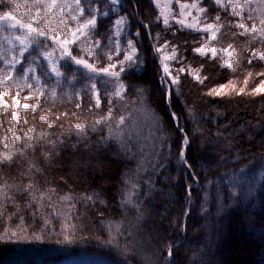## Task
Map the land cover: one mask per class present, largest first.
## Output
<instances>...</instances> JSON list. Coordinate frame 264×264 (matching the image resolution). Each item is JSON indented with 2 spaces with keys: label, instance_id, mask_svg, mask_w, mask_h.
Here are the masks:
<instances>
[{
  "label": "trees",
  "instance_id": "16d2710c",
  "mask_svg": "<svg viewBox=\"0 0 264 264\" xmlns=\"http://www.w3.org/2000/svg\"><path fill=\"white\" fill-rule=\"evenodd\" d=\"M108 1L81 0L80 6L86 16ZM123 2L129 22L141 26V47L148 56L143 65L138 62L122 74L128 87L125 100L113 99L111 123L116 131V121L123 116V132L139 133L136 146L130 153L123 151L114 138L108 139L107 125H95L109 108L105 89L111 85L104 78L95 80L101 95L97 109L91 93H85L92 81L84 75H73L74 83H69L68 76L61 81L45 77L46 69L39 63L38 75L48 86L44 102L35 113L25 112L27 123L17 126L32 139L22 135L7 147L0 144V155L14 154L11 162L0 163V185L6 181L22 186L31 180L37 202H31L27 194L10 193L16 204L8 203L0 217V264H264V93L252 91L264 81V75H258L264 73V60L253 55L264 53V36L259 30L241 35L234 13L209 0L202 2L207 21L220 18L214 45H231L235 52L233 69H229L218 57L194 54L193 49L201 45L199 34L152 26L156 18L149 0ZM58 3L75 7L73 0ZM2 4L0 8L13 11L24 22H28L25 13L36 15L32 0H16V4L4 0ZM53 11L56 20L50 27L60 20ZM241 13L245 21L264 19V0L247 2ZM107 19L100 20L93 36L103 42L97 59L102 64L108 63L107 55L113 52L104 38ZM15 32L0 27L2 71L10 67L4 60L18 53L9 41ZM157 41L174 46L180 63L203 79L201 83L186 71L177 72L180 82L170 86L174 89L170 111L183 133L166 101L169 88L161 83ZM75 45L79 52L85 47L80 41ZM32 56L39 57L35 49L25 54L23 67ZM222 85L226 94L208 95ZM241 88L244 92L238 94ZM39 115L54 126L49 128ZM4 120L1 126L8 128L7 116ZM77 123L87 126L86 134H77ZM94 126L102 130L92 131ZM185 134L190 141L186 163L179 155ZM29 144L32 147H26ZM138 167L143 170L137 172ZM65 196L70 199H61ZM129 199L131 203L126 204ZM30 202L32 207H26ZM45 219L51 223L45 225ZM222 229L224 234L212 238ZM13 231L17 236H10Z\"/></svg>",
  "mask_w": 264,
  "mask_h": 264
},
{
  "label": "snow or ice",
  "instance_id": "6c2138e0",
  "mask_svg": "<svg viewBox=\"0 0 264 264\" xmlns=\"http://www.w3.org/2000/svg\"><path fill=\"white\" fill-rule=\"evenodd\" d=\"M3 2L4 0H0V3ZM8 2L11 4H16V0H8ZM169 2H171V0H169ZM175 2L179 3V0H175ZM231 2L232 0H229V3ZM25 3H27V0H25ZM110 3L113 5H119L120 0H110ZM152 3L160 9L159 16L157 17V19L159 20L162 17L163 24L167 26L169 24V18L168 15L165 14L164 9L160 7V0H152ZM215 3L217 5H222L224 3V0H215ZM73 4L75 5V7H72L71 5H61L58 3V0H32V5L36 9V15L32 16L28 13H25V15L28 16V22H24L18 19L16 15H14L13 11H3V14H0V27L6 26L11 29H19L21 32L20 35H17L15 37V40L19 44V56H13L10 60L5 59L4 63L6 65H10V67H8L6 71L0 70L2 71V74H0V86L4 87V91L0 92V112H4L5 110L9 109V105L3 100V97L10 93L12 85H15L20 90L27 89L28 95L24 97L25 99H31L34 95L37 99V103L32 105H21L16 102V108H23L25 110L31 109L33 113L36 112L39 106V97L44 95V90L46 87V85L41 80V77L35 74L37 71L35 63L38 57L32 56L30 58L28 66L23 67L25 54L35 49L38 52L39 57H42L47 64V71L44 73L45 77L51 75L54 76L57 81L64 79V72H62L61 69L62 67H66L67 64L62 65V61H70L71 64L76 67V69H82L85 78L89 81H92L90 87L85 89V93H91L92 99L95 101L94 107L97 109L101 107V95L97 87V83L95 82L96 78L102 77L104 78L103 82L106 85H111L110 89H105L109 97L107 100V104L109 105L108 111L105 115L100 116L95 120V125H107L109 130L108 139L114 138L120 144V147L123 151L130 153L132 151V148L136 146V136H138L139 133L133 135L131 133L125 134L123 132V130L121 129V126L125 124V118L123 116H120L119 119L116 121V131H114L113 125L111 123L114 119L113 108L111 107L113 105V99H118L120 101L125 100V93L128 87L122 80V74L127 71L125 65L131 67L139 61V56L137 54L138 49L136 48L135 43L132 39L127 40L126 47H121L120 45L119 37L124 31V28L127 26V17L120 16L113 22V36L109 37V44H115V51L107 55V59L109 61L107 65H105L104 67H97L96 62L90 63L89 60L85 59L84 56H78L74 54L72 45L77 44V42L80 41L81 43L85 44V47L82 48V51L85 52L89 58L94 56V47L98 48L101 44L100 40H94L93 45L92 36V33H94L98 27L100 14L97 13H99V10L94 9V14L85 17V9L80 6L81 0H73ZM180 7L181 9H183L185 6L181 4ZM66 8L67 12L65 11ZM53 10L58 12L60 15V20L57 23L56 27H50V23L55 22L56 20V16ZM200 11L203 12L204 9H201ZM102 15L107 17L108 12H103ZM235 15L239 16L240 13L237 12L235 13ZM219 19V16H217L216 20L218 21ZM70 21L74 22L75 26H73V23H70ZM177 23L184 24V21L177 20ZM185 26L192 28L193 30L209 33V40L216 39L217 32L219 31V28L212 23L204 24L199 28H197L196 24H189ZM236 26L243 30L241 35L249 31L253 33L257 32V26L255 24H253L251 29H249L244 23H238ZM145 27H147V25H145ZM259 32L262 36H264V21H262L261 23ZM136 35H139V32H137ZM113 37H115V39H113ZM81 38H83V40ZM48 42H51V47L49 46ZM164 47H167V42H165V45L161 48H157L156 51L161 52L162 48ZM229 48H231V45H229ZM193 52L198 53L201 56H205L208 55V53H211V56L213 58H215V56L217 55V49L215 47L207 48L202 46L193 49ZM223 52L226 56L230 55L228 49H223ZM122 53V58L114 59V57H120ZM253 55L257 54L254 52ZM258 55L260 60H264V53H259ZM176 59L177 56L175 47H173L172 54L170 56L163 55L161 57L163 74L161 77V83L165 86H167L169 83L171 85H178L180 82L179 74L173 76L172 71L170 70V64L168 63L169 61H174ZM248 62L250 64L252 63L251 60H249ZM222 66L227 67L229 69H233V63L230 62L228 59H225L223 61ZM183 71V68L179 69L180 73H182ZM258 75H264V73H259ZM193 76L195 79L203 83V79H201L198 75L193 73ZM249 76H251V73H249ZM204 79H206V77ZM31 81H34L35 84H33ZM74 82V80L69 81V83ZM245 83H247V81H245ZM223 88L224 86L222 85L219 90L211 89L208 92V95H224L226 93L223 92ZM252 91L253 94L264 93V81H261L260 85H258ZM173 92L174 89L169 87V90L166 93V101L169 105V111L171 109V97ZM243 92L244 89L241 88L238 94ZM51 94L53 97H55L56 91L53 90ZM15 95L19 97L20 91H17ZM77 98L82 99V96L78 93ZM138 98L140 99L141 106H143L142 89L138 90ZM76 107L80 108L81 104L78 103ZM92 107L93 106L90 105V110ZM64 115H67V113H64ZM170 115L174 121H177V127L179 131L183 133L184 128L179 125L176 114L170 111ZM19 119L20 117L18 116L17 111L12 110L11 123L13 128H15ZM57 119H59V117H57ZM40 120L42 122L48 123L47 117L44 115L40 116ZM24 122L27 123L26 120ZM158 124L159 122L157 121V125ZM53 126V123H48L49 128ZM74 127L77 129L78 135L86 134L87 126L85 124L77 123L74 125ZM98 130L102 129H98L95 126L92 128V131ZM156 130H159V127H157ZM25 136L29 140L32 139V137L29 136L27 133L25 134ZM20 139L21 137L19 135H16L14 137V140L18 141ZM105 142H107V140ZM189 146L190 141L188 135L185 134L182 139V148L179 153L181 161L184 163H186L185 150ZM5 147H7V145H5ZM26 147H32V145L29 144L26 145ZM13 155V153H5L0 155V163L11 162L13 160ZM141 170L143 169L138 167L137 172ZM12 192L27 194L31 202H37L35 185L31 182V180L27 184H23L22 186H17L15 182H13L12 184H8L5 181L3 185H0V217L3 216V213L6 210V205L8 203L16 204L14 195H10V193ZM40 199H43V194H41ZM49 199H51V197H49ZM61 199L68 200L70 199V197L65 196ZM87 199L91 200V197H87ZM31 202L26 207L31 208ZM125 203H131V200H126ZM39 206L43 207V205ZM17 207L19 209V206ZM33 215L35 216V213ZM19 219L21 220V222H23L24 217L20 215ZM50 223V220H44L45 225H48ZM17 234V232L13 231L10 233V236L15 237L17 236ZM36 238L39 239L38 236ZM65 239H68V237L66 236ZM112 242L113 240L108 241V243ZM172 255L173 251L170 246L168 249V257L171 258Z\"/></svg>",
  "mask_w": 264,
  "mask_h": 264
},
{
  "label": "rangeland",
  "instance_id": "374dc122",
  "mask_svg": "<svg viewBox=\"0 0 264 264\" xmlns=\"http://www.w3.org/2000/svg\"><path fill=\"white\" fill-rule=\"evenodd\" d=\"M207 1L208 0H204V1L203 0H179V3H176L175 0H171V2H169V0H160V7L164 9L165 14L168 15V18H169V24L167 26H165L163 24V18L162 17L159 20L157 19V17L159 16V10L160 9L155 4L152 3V0H149V4H150L149 6H150L151 9H153V12H154L155 18H156L154 20V23H152V26H154L155 28H157L160 31H163L165 29L169 30L172 27H176V29H178V30H183L185 32H190V33H197L200 36L199 39L201 40V45H198L195 48H199V47H202V46L203 47H207V48L215 47L217 49V55L215 57L220 58L222 64H223V61L225 59H228L230 62H233V60L235 58V52H234L232 47L229 48V46H226V47L215 46L214 43L216 42L217 36H216V39L209 40V38H208L209 37V33H205L203 31L193 30L192 28H189V27L185 26V25H189V24H196L197 28H199V27H201L204 24L212 23L216 27L219 28V24L217 23V20H215V21H207L205 19V17H204L205 7H203L202 2H207ZM251 1H253V0H232V2L229 3V0H224V3L222 5H217L215 3V0H209V2H211L212 4L217 6L218 8L221 7V8H224V9L225 8L229 9L231 13H234V15L237 12L240 13L239 16L236 15L238 17L237 18V24L238 23H244L249 29H251L253 24H255L257 26V30H259V28L261 26V23H262V21H264V19H258V20L255 21V20H253L250 17V18L246 19V21L248 20L250 22L249 24H247L245 19H243V17H242V13L241 12L244 9L245 4L247 2H251ZM108 2L109 3H107V4L106 3L103 4L98 9L99 13H97V14H100V18H99V21H98V27H97V30H98L99 25H100V20H102L105 17V16L102 15V13L103 12H108L109 19H107L108 20V23H107L108 27H107L106 33L104 35L105 39H109L110 36H113V32H112L113 22L116 19H118L120 16H126L127 17V10H126L127 6L123 2V0H120V4L119 5L111 4L110 0ZM181 4L185 6L183 9H181V7H180ZM3 5L4 4L1 3V6H3ZM201 9H204V11L201 12L200 11ZM207 9H209L208 5H207ZM5 10L6 9H4V8H0V14H3V11H5ZM90 15H92V14H88L85 17H88ZM138 20H139V22L141 21L140 18H138ZM177 20L184 21V24L177 23ZM100 28H101V26H100ZM238 29H239L240 32H243L242 29H240V28H238ZM15 30H16L15 34L11 36L9 41L16 45V47L18 49V53L16 55H14V56L18 57L19 56V44L15 40V37L17 35H20L21 32H20L19 29H15ZM96 31L94 33H92V36H94V34H96ZM137 32H139V35H136ZM249 32H251V31H249ZM217 35H218V32H217ZM113 39H115V37H113ZM128 39H132L134 41L135 46L138 49V53H137L138 56H139V61L138 62L143 65V61L142 60L144 58H147L148 55L146 54V51H145V48L143 47V45L141 47V41L143 39V35L141 33V26H139V25L132 26V23L129 22L128 17H127V26L124 28V31L122 32V34L119 37V41H120L121 47H126V42H127ZM103 41H104V39H103ZM165 42L161 41V43L159 44V41H157L158 45H157V47H155V52H156V57H157L156 60L158 62V66H159V69L161 71V77L163 75L162 74L161 57L163 55H169L170 56L172 54V50H173V47H174V46L170 45L167 42V47L162 48L161 52H157L156 49L157 48H161L162 46H164ZM102 43L103 42H101V44ZM48 44L51 47V42H48ZM93 45H94V40H93ZM112 46H113V52H114L115 51V44L113 43ZM139 47L142 48V54L140 53L141 49ZM98 48L94 47V49H93L94 50V56L89 58L86 55V53L83 52L82 50H81V52L77 51V48H76L75 44L72 45V49L74 51V54H76L78 56H81V55L84 56L85 59H88L90 63L91 62H96L97 63V67H104L105 65H107L109 63V61H108V63H105V64L99 63L97 61V59L99 58ZM100 48L102 49L103 47L101 46ZM223 49H228L230 55L226 56L225 53L223 52ZM175 50H176V48H175ZM194 54H196L197 56H201V55H199L198 53H195V52H194ZM256 54L257 55H255V56H259L258 55L259 53H256ZM122 55H123V53L121 54L120 57H114V59L122 58ZM176 56H177L176 60L168 62L170 64V70L172 71L173 76H176L177 72H179V69L183 68L184 71H186L191 76V78L193 80L199 81V80L195 79L194 76H193V73L198 75V72L196 70H193L190 67L185 68V66H183L180 63L179 53L177 52V50H176ZM205 56L213 58L211 56V53H208V55H205ZM39 63L42 64L45 67L46 71H47L46 62L43 60L42 57H38V59H37V61L35 63V64H37V65H35L36 69H37V71L35 73L36 75H38L40 70H41L40 66H38ZM61 63H62V65L67 64V66H69V71H68L67 66L66 67H62V69H61L62 72H64V79L67 78V76H68L69 81H72L73 80V77H72L73 75H77V76L83 75V70L82 69H76V67L74 65H72L70 61H68V62L62 61ZM125 67L127 68V70H129V69L135 68V64L132 65L131 67H129L128 65H125ZM69 72H70L71 76L68 75ZM52 77L55 78L54 76H52ZM59 81H61V80H59ZM31 82L33 84H35L34 81H31ZM43 83L46 85L45 90H44V94H45V91L48 88V86H47L46 82L43 81ZM170 86H171V84L169 83L166 86V88H169ZM2 91H4V87L0 86V92H2ZM17 91H20V96L19 97H17L15 95ZM27 95H28L27 89L20 90V89H17V88L15 89V88L11 87L10 93L3 97V100L9 105V109L8 110H5L4 112H0V144L2 143L1 146H3V148L5 147V145H8L7 143L12 144V143L18 142L19 140L18 141L14 140V137L16 135H19L20 137L23 135L24 137H26L25 136L26 133L21 134L18 131L19 129H17L18 128L17 126L21 127V125H23V123H25L24 121L26 120V117L23 114L25 112L31 111V109H28V110H25L23 108L17 109L16 108V102H18L21 105H23V104L32 105V104L37 103V99H36L35 95L31 99H25L24 97L27 96ZM44 96L45 95L39 97V105H42V102H44V99H43ZM94 103H95V101H94ZM38 109L39 108H37L36 111H38ZM12 110L17 111L18 116L20 117V119L17 122L15 128H13L12 123H11ZM40 115H39V117H40ZM5 116H7V118H8L7 121H9V123H10L8 128L1 126V121H5L4 120ZM64 171L68 172L69 169H67V170L64 169ZM167 205H170V203H168ZM224 231H225L224 229L219 230L218 232H214L211 236H212V238H214V236L216 234L221 236L222 234H224ZM215 238H216V236H215Z\"/></svg>",
  "mask_w": 264,
  "mask_h": 264
}]
</instances>
